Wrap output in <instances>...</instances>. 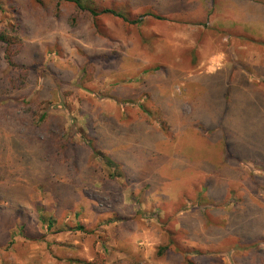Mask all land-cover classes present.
Segmentation results:
<instances>
[{
  "label": "rangeland",
  "instance_id": "1",
  "mask_svg": "<svg viewBox=\"0 0 264 264\" xmlns=\"http://www.w3.org/2000/svg\"><path fill=\"white\" fill-rule=\"evenodd\" d=\"M92 1L0 0V264H264V0Z\"/></svg>",
  "mask_w": 264,
  "mask_h": 264
},
{
  "label": "trees",
  "instance_id": "2",
  "mask_svg": "<svg viewBox=\"0 0 264 264\" xmlns=\"http://www.w3.org/2000/svg\"><path fill=\"white\" fill-rule=\"evenodd\" d=\"M59 1H63V2H67V3H71L73 4L77 9L79 10H83V11H88L89 14L93 17L94 23H95V19H97L101 14H111L113 16L119 17L123 20H128L125 16H122V13L120 12H116L114 10L111 9H104L101 11H97L95 8L91 7V3L93 2L92 0H85V3L83 2V0H59ZM88 2H91L89 4H87ZM22 7L19 8V6L17 7V9H20L19 13H18V19L16 21V23H12L9 24L5 27L0 28V53L2 54L1 59L6 63V65L9 68L12 69H16V64L15 61L16 57L20 54L22 48H23V42L20 39L19 35L22 33V25L21 22L23 23L26 19H29L31 17V15L25 11V10H21ZM157 19L162 20L161 17H156ZM131 23L133 24H138V21H132ZM21 72V70H20ZM26 79V71L19 73V75H13L12 77H10V84H11V89L12 88H16L17 84L18 86L22 83L25 82ZM227 139L223 140V146L226 147L228 149V142L226 141ZM93 154H97L98 152L93 148V146H91V144L89 145ZM88 146V147H89ZM113 173H116V170H112ZM113 177V174H112ZM50 228V225H49ZM78 230H82L83 227L82 226H78L77 227ZM168 232H169V237H170V243H172V236L175 233V229L169 228L168 225ZM240 244V243H239ZM237 246V247H236ZM235 247L238 249V245H235ZM251 248H255L253 246H250ZM160 253L159 255H161L166 248H160ZM249 251V246H247L244 251ZM73 264H103V262H98V261H92V262H86V261H82L80 259L74 260ZM188 264H191V262L189 261Z\"/></svg>",
  "mask_w": 264,
  "mask_h": 264
}]
</instances>
